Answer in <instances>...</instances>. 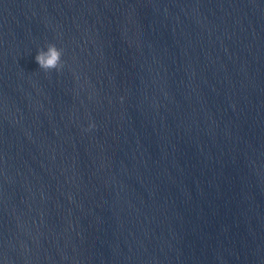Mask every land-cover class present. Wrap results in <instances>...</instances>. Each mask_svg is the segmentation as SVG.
<instances>
[{"label":"clouds","instance_id":"obj_1","mask_svg":"<svg viewBox=\"0 0 264 264\" xmlns=\"http://www.w3.org/2000/svg\"><path fill=\"white\" fill-rule=\"evenodd\" d=\"M62 50L58 49L54 44L47 46V51L39 50L35 59L40 69L45 72L56 69L59 70L63 65L61 62Z\"/></svg>","mask_w":264,"mask_h":264}]
</instances>
